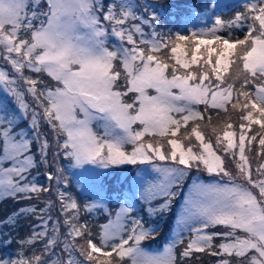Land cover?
<instances>
[{
  "label": "snow or ice",
  "instance_id": "obj_1",
  "mask_svg": "<svg viewBox=\"0 0 264 264\" xmlns=\"http://www.w3.org/2000/svg\"><path fill=\"white\" fill-rule=\"evenodd\" d=\"M242 9L182 34L134 0H0V198L44 205L13 214H36L40 230L0 264H190L197 253L264 264V0ZM60 158L83 170L95 200L61 187ZM126 164L156 173L140 185L152 217L174 211L193 170L213 176L193 178L162 251L147 246L159 224L127 196L115 211L104 202L98 169ZM41 168L55 188L38 182ZM96 211L106 222H82Z\"/></svg>",
  "mask_w": 264,
  "mask_h": 264
},
{
  "label": "trees",
  "instance_id": "obj_2",
  "mask_svg": "<svg viewBox=\"0 0 264 264\" xmlns=\"http://www.w3.org/2000/svg\"><path fill=\"white\" fill-rule=\"evenodd\" d=\"M136 3L143 8H149V11H151L154 7V9L159 13V10L163 9L166 11V16L162 15V19L159 21L161 29L164 31H172L175 32L177 29L187 26L188 20L184 19L183 14L186 15L187 10L186 8H191L192 11L188 14V19L190 15L194 14L195 11H204L205 14L212 15L215 8H209L206 10V6L213 4L215 0H135ZM107 2H111V0H107ZM246 1H238L234 2L235 4L233 7L229 9H222L219 12H216V15H220L223 19H228L234 15L236 11H242V5ZM151 6V7H150ZM147 30V29H146ZM223 34V33H221ZM233 36H239L242 38V29H235L232 32ZM5 92L3 91L2 87H0V98H3L5 96ZM30 99V98H29ZM201 109L203 106H199ZM21 126H23V121L20 122ZM124 166H119V169H123ZM47 171L46 168L39 169L40 175L37 177L38 182L42 185L47 186L48 184H52L53 182L48 181L47 177L44 175V173ZM194 171L191 172V175L185 180L189 181L192 177ZM35 174V173H34ZM201 174L205 179H211L213 178L212 175L201 172ZM111 176L107 177V180L105 182L104 187L105 188H118L119 190H123L125 187V182L118 183L119 187H117L118 184L113 180H110ZM69 184L73 186L72 190L69 188V185H62L61 187L65 190H67L73 197H75L79 202L82 204H88L91 201L95 200L96 195L94 192H90L87 190V184L78 187L76 182L69 181ZM117 190V191H119ZM108 195L110 196V191H108ZM185 193H181L179 197H177L178 203L173 205L174 211L164 214L163 216H155L149 219L152 221V223L159 224V231L161 228H163V231L161 232V236L155 243H148L147 246H162L163 243L169 240V230L173 227V222L175 218V213L177 211V208L179 205H181V200L184 197ZM48 197H43L42 199H45ZM111 206H116L118 203L113 202L112 200L108 201ZM32 204H35L37 209L43 207L42 202L37 201H27V200H18L13 199L9 197H3L0 198V257L8 259H16L18 251L21 249L20 241L22 239H27L31 232L33 231V228H35L37 231L40 230V224L41 221L37 218L36 214L33 213H25L23 215H16L13 216L14 213H19V210L21 208H27L30 207ZM158 203H154V207L157 206ZM57 206V207H56ZM54 205V207L57 208L56 211L53 212L52 216L53 219L57 218L59 216V210L58 205ZM144 206V205H142ZM151 207H153L151 205ZM145 208V206H144ZM113 208L111 207V210ZM83 211V210H82ZM138 214V211L137 213ZM106 213H102L99 211L93 212V213H87L84 212L82 216V222L83 220H87L90 224H99L104 223L106 220L104 217L106 216ZM13 217V220L10 221L9 218ZM164 220L163 223L159 222L160 218ZM62 219V217H60ZM49 227H51V222L49 223ZM61 231H66V228L62 227ZM185 238H187V233H185ZM150 244V245H149ZM30 246H25V250ZM37 248L42 247L41 243H38L36 245ZM179 248H182V245L178 246ZM30 255V253H28ZM200 256L199 261L193 260L190 262V264H216V257H212L207 254H195Z\"/></svg>",
  "mask_w": 264,
  "mask_h": 264
},
{
  "label": "rangeland",
  "instance_id": "obj_3",
  "mask_svg": "<svg viewBox=\"0 0 264 264\" xmlns=\"http://www.w3.org/2000/svg\"><path fill=\"white\" fill-rule=\"evenodd\" d=\"M233 1H235V0H215L213 4H218L219 9L222 10V9H224L225 6L232 4ZM241 1H246V0H241ZM134 2L136 3L135 0H134ZM186 10H187V13H186V15L183 14V17H184V19L188 20V23H187L188 25L185 27L179 28L176 31H180L182 34H187L185 32L186 29H190V30L195 31L199 28L211 26L212 22H210V21L213 20V17L212 16L206 17V14H205L206 12L195 11L194 14L190 15V17L188 19V14L193 9L191 7V8H186ZM159 13H161V15L166 16V11L163 9L159 10ZM213 46H215V45H213ZM60 163H61V166H64L66 168V175H67L68 181H70V183L76 182L78 187H82V186L87 184V190L90 192H94L96 195L95 187L92 186L90 183L86 182L81 177L80 173L83 171L82 169L68 167L69 161L66 158H60ZM119 166H124V168L120 170ZM119 166H114L115 170H99L98 169V171H103L107 177L111 176L110 180H113V178H114V181L116 182V184H118V183L121 184V183L125 182V187L123 188V190H119L118 188H115L116 191H110V194H111L110 196H107L109 194L108 191L110 188H105V192H104L105 200H104V202L108 205V207L110 209L112 207L113 208L112 210L115 211L116 209H118L119 204L121 202H123L125 196H127L128 199L130 201H132L130 206H134L136 208V210L138 211L137 215L144 217L146 220H149L151 218V216L148 215V208L150 205L148 203H146L143 199L140 198V190H141L140 185L147 180L154 179L156 177V173L152 170V167L150 164H137V165L126 164V165H119ZM92 167H95V166H92ZM144 170H147V171L145 172ZM193 171L194 172H193L190 180L184 182L185 186L182 189L183 193H185L184 196H186L188 194V190L192 185L193 178L196 177L197 175H199V180L203 181L204 183L214 182L213 178L205 179L201 174H197L195 170H193ZM138 173H140V175H138ZM190 175H191V173H190ZM68 185H69V188L72 190L73 186L69 183H68ZM117 187H119V184L117 185ZM53 188H55L54 182H53ZM117 190H119V191H117ZM133 194H135L134 199H133ZM50 198L53 201H55V199H56L55 194L53 193ZM109 200H112L113 202H117L118 204L116 206H111L110 203L108 202ZM183 202H184V197L181 200V205L183 204ZM154 203H159V202L154 201L152 203L153 207H154ZM142 205H144L145 208ZM56 207L53 206V208L51 209L52 214L54 211L57 210ZM179 211H180V205L178 206L177 211L175 213L173 227L169 230V234H168L169 240L166 241L165 243H163L162 246H158V245L148 246L151 250L162 251L164 246L167 243H169L171 239L174 238V234L177 231V216L179 214ZM163 221L164 220L161 217L159 222H161V224H162ZM160 230L163 231V228H161Z\"/></svg>",
  "mask_w": 264,
  "mask_h": 264
}]
</instances>
